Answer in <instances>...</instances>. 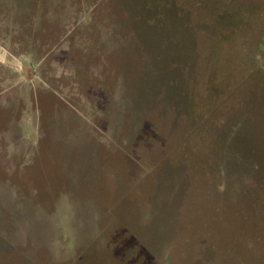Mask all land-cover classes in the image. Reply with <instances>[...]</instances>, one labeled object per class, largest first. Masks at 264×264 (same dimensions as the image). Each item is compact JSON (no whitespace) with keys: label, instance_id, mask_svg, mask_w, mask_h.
Masks as SVG:
<instances>
[{"label":"rangeland","instance_id":"obj_1","mask_svg":"<svg viewBox=\"0 0 264 264\" xmlns=\"http://www.w3.org/2000/svg\"><path fill=\"white\" fill-rule=\"evenodd\" d=\"M0 44V264H264V0H0Z\"/></svg>","mask_w":264,"mask_h":264},{"label":"crops","instance_id":"obj_2","mask_svg":"<svg viewBox=\"0 0 264 264\" xmlns=\"http://www.w3.org/2000/svg\"><path fill=\"white\" fill-rule=\"evenodd\" d=\"M15 55L4 49L0 44V115L12 116L9 118L5 124L0 120V159L4 164L9 163V161L15 162V155L22 154L25 156V152H22L17 146L22 144L16 141L14 130L16 127L20 129L19 120L16 119L15 108L20 105L24 107L20 115L23 116V121L28 124L30 120L31 103L27 102L28 94L21 88L24 80L25 70L21 68L17 69L15 67ZM16 73L19 76V80L16 82ZM26 78V77H25ZM27 80V78H26ZM25 120V121H24ZM21 130V129H20ZM23 141L28 140L21 134ZM14 147L16 148L13 152ZM18 149V151H17ZM29 155V154H28ZM24 160V159H23Z\"/></svg>","mask_w":264,"mask_h":264}]
</instances>
